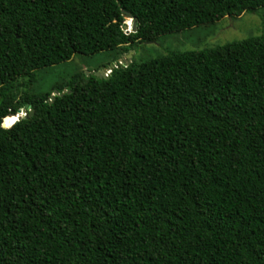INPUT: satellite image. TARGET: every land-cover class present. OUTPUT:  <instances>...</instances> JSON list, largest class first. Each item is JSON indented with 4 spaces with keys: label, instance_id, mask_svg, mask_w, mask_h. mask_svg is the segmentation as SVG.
Returning a JSON list of instances; mask_svg holds the SVG:
<instances>
[{
    "label": "trees",
    "instance_id": "1",
    "mask_svg": "<svg viewBox=\"0 0 264 264\" xmlns=\"http://www.w3.org/2000/svg\"><path fill=\"white\" fill-rule=\"evenodd\" d=\"M262 7L0 0V264H264V34L12 94L77 54Z\"/></svg>",
    "mask_w": 264,
    "mask_h": 264
},
{
    "label": "rangeland",
    "instance_id": "2",
    "mask_svg": "<svg viewBox=\"0 0 264 264\" xmlns=\"http://www.w3.org/2000/svg\"><path fill=\"white\" fill-rule=\"evenodd\" d=\"M132 22L130 21V25ZM264 34V7L240 17H225L211 24L197 26L182 32L159 37L155 42L138 43L134 46L131 61L137 64L166 55L169 52L202 51L225 44L259 37ZM119 51H107L94 55H75L70 61L37 71L34 84L27 89L28 77L18 78L14 83L12 94L20 99L26 92L30 94L55 95L56 88L66 85L76 75H92L105 70L109 75L112 66L125 67L129 58ZM1 100V97H0ZM28 109H22L21 116L25 118Z\"/></svg>",
    "mask_w": 264,
    "mask_h": 264
},
{
    "label": "water",
    "instance_id": "3",
    "mask_svg": "<svg viewBox=\"0 0 264 264\" xmlns=\"http://www.w3.org/2000/svg\"><path fill=\"white\" fill-rule=\"evenodd\" d=\"M123 13H124V17L126 19V23H125V26H124V30L127 33L136 32L137 31V19L131 13H129V12L125 11V10H123ZM130 21L132 22L131 23L132 25H130V23H128ZM127 56L129 58V61H128V64L125 65V67H127L132 62L131 61V59H132V53H129ZM114 68H118V67L112 66L110 73L112 72V70ZM94 75L97 76V77H99V78H107L108 77V75H105V70L102 71L101 73H96ZM87 76H91V74L90 73H87ZM57 95H59V91H56L55 95H53V96L55 97ZM21 113H22V110H19L18 113H17V115L6 117L5 120H4V123H3V127L4 128H10V127H12L14 125V124L11 125V126H7L6 125V120L9 119V118H17L18 121L22 120L23 117L19 115ZM32 113H33V111L30 110V115H32ZM26 117H28V115H26L25 118Z\"/></svg>",
    "mask_w": 264,
    "mask_h": 264
},
{
    "label": "bare ground",
    "instance_id": "4",
    "mask_svg": "<svg viewBox=\"0 0 264 264\" xmlns=\"http://www.w3.org/2000/svg\"><path fill=\"white\" fill-rule=\"evenodd\" d=\"M128 23H130V22H128ZM23 116V115H22Z\"/></svg>",
    "mask_w": 264,
    "mask_h": 264
}]
</instances>
